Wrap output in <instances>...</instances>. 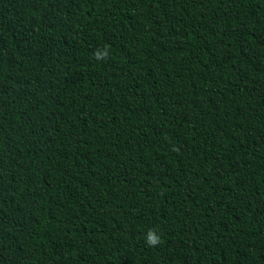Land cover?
I'll use <instances>...</instances> for the list:
<instances>
[{
    "label": "trees",
    "instance_id": "obj_1",
    "mask_svg": "<svg viewBox=\"0 0 264 264\" xmlns=\"http://www.w3.org/2000/svg\"><path fill=\"white\" fill-rule=\"evenodd\" d=\"M0 264H264V0H0Z\"/></svg>",
    "mask_w": 264,
    "mask_h": 264
},
{
    "label": "clouds",
    "instance_id": "obj_2",
    "mask_svg": "<svg viewBox=\"0 0 264 264\" xmlns=\"http://www.w3.org/2000/svg\"><path fill=\"white\" fill-rule=\"evenodd\" d=\"M93 55L94 59H96L97 61H102L108 58L109 53L107 50H105L103 53L97 50ZM144 242L148 248H155L160 245L161 236L158 234V231L156 229H149L145 234Z\"/></svg>",
    "mask_w": 264,
    "mask_h": 264
}]
</instances>
